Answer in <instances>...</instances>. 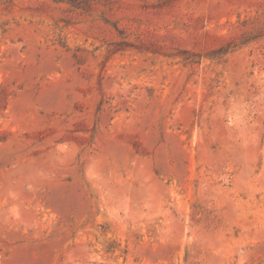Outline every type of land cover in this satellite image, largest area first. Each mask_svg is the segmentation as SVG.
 Listing matches in <instances>:
<instances>
[{
	"label": "rangeland",
	"instance_id": "1",
	"mask_svg": "<svg viewBox=\"0 0 264 264\" xmlns=\"http://www.w3.org/2000/svg\"><path fill=\"white\" fill-rule=\"evenodd\" d=\"M0 264H264V0H0Z\"/></svg>",
	"mask_w": 264,
	"mask_h": 264
}]
</instances>
